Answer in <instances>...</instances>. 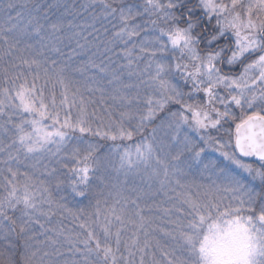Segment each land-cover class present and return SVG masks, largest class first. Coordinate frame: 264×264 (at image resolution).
Returning <instances> with one entry per match:
<instances>
[{"label": "snow or ice", "instance_id": "1", "mask_svg": "<svg viewBox=\"0 0 264 264\" xmlns=\"http://www.w3.org/2000/svg\"><path fill=\"white\" fill-rule=\"evenodd\" d=\"M0 11V264H264V0Z\"/></svg>", "mask_w": 264, "mask_h": 264}, {"label": "trees", "instance_id": "2", "mask_svg": "<svg viewBox=\"0 0 264 264\" xmlns=\"http://www.w3.org/2000/svg\"><path fill=\"white\" fill-rule=\"evenodd\" d=\"M6 2V0H5ZM14 3L17 4H22L25 2V0H13ZM68 3H72L73 0H67ZM75 2L77 4L83 3L84 0H75ZM14 14V13H13ZM27 14V9H25V15ZM6 17V12L4 11H0V23H2L4 21ZM89 19L88 14L87 13H83L81 17L77 18L78 23H84L85 21H87ZM129 80L127 79V76H125L123 78V83L126 84L128 83ZM128 91V90H127ZM130 94V92H129ZM131 95V94H130ZM141 95L143 96L144 93L141 92ZM99 96V93L96 94V97ZM93 107H98V108H102L103 106L101 105H93ZM135 108V105L133 106ZM121 111H123L124 109H120ZM114 116L118 118V113H114ZM0 141H2L4 144H7L10 142V138L9 137H0ZM102 144H104V150L101 152V155L103 156L105 154V152L107 151V148L111 145V141H101ZM106 166L104 168L101 169V172L98 173V175H103L105 180L104 182H100V181H96L94 184L95 190L96 191H103L105 195H107V193L109 191H116V188H113V185H115L114 183L116 182L117 188H126L123 187V185L125 184H129L130 181L133 180H141V174L136 175V174H130L128 177H125L124 174L122 172H117L116 167H114L112 164H108L107 162H105ZM25 169H21V171H24ZM6 174V173H5ZM53 195L56 197H59L61 195H65L67 196V200L65 201L68 204V207L70 208H79V207H84L86 210L91 211V207L89 205V203H95V198H80V197H75L73 198L72 196H68L66 191H62V192H53ZM101 199H103V196L100 197ZM112 200L111 198L109 199V203H111ZM59 219L58 216H54L52 218L53 223H55V221ZM64 223L67 225L70 223L69 220H64ZM37 231H39V229L36 228ZM41 240L43 239V237H39Z\"/></svg>", "mask_w": 264, "mask_h": 264}, {"label": "rangeland", "instance_id": "3", "mask_svg": "<svg viewBox=\"0 0 264 264\" xmlns=\"http://www.w3.org/2000/svg\"><path fill=\"white\" fill-rule=\"evenodd\" d=\"M127 79L129 80V82L126 83V84H134V83H136L135 77H133L131 79H129L127 77ZM135 91H136L135 88L128 89V92H130V94H135ZM141 92H143V90H141ZM41 163L42 164L43 163H47V161L45 160V161H42ZM21 169H23V168H21ZM140 174L141 175H145V173L143 172V169L141 170V173ZM0 182H2V178H0ZM114 184L116 186V189H118L117 188V185H116V182ZM123 187H126V188H129V187H143V188H145L147 190V182L142 181V180H133V181H130L129 184L123 185ZM155 187H158V183H156L155 181H153V188H155ZM161 199H162V197H160V196L155 197V201L157 203H160ZM147 203L152 204L153 203V200L149 199V200H147ZM94 204L95 203H89V205L91 207V210H92V205H94ZM168 206L169 205L167 203L162 204V207H168ZM153 214L159 215L160 214L159 213V209L154 208L153 209ZM36 228L39 229V226H36ZM131 231H132V226H129V230H128V232L125 233V236L127 237L128 235H130L131 234Z\"/></svg>", "mask_w": 264, "mask_h": 264}]
</instances>
